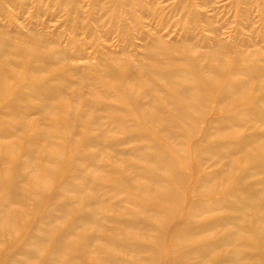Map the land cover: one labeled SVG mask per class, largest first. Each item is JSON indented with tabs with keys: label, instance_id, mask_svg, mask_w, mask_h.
Masks as SVG:
<instances>
[{
	"label": "bare ground",
	"instance_id": "6f19581e",
	"mask_svg": "<svg viewBox=\"0 0 264 264\" xmlns=\"http://www.w3.org/2000/svg\"><path fill=\"white\" fill-rule=\"evenodd\" d=\"M14 3L0 0V264H264V50L155 38L142 56H71Z\"/></svg>",
	"mask_w": 264,
	"mask_h": 264
},
{
	"label": "rangeland",
	"instance_id": "374dc122",
	"mask_svg": "<svg viewBox=\"0 0 264 264\" xmlns=\"http://www.w3.org/2000/svg\"><path fill=\"white\" fill-rule=\"evenodd\" d=\"M99 1L43 0L40 11L35 0H15L10 10L20 15L15 19L17 23L28 20L48 33H61L71 56L78 55L81 49L93 54L112 49L142 56L146 44L155 38L191 43L197 49H204L206 39H216L244 49L264 50V0ZM61 2H73L74 10L80 6L68 13L60 9ZM80 8L82 11L77 12ZM68 16L75 28L66 25ZM78 37L76 45L73 39Z\"/></svg>",
	"mask_w": 264,
	"mask_h": 264
}]
</instances>
